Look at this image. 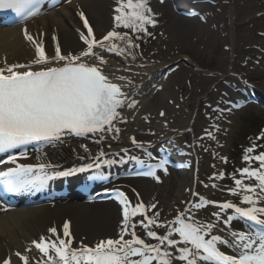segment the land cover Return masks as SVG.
I'll return each mask as SVG.
<instances>
[{
  "label": "snow or ice",
  "instance_id": "obj_1",
  "mask_svg": "<svg viewBox=\"0 0 264 264\" xmlns=\"http://www.w3.org/2000/svg\"><path fill=\"white\" fill-rule=\"evenodd\" d=\"M43 6L44 0H0V10H10L25 21L41 14ZM115 13L114 28L100 39L95 37L85 14L79 13L86 30L80 35L85 47L76 54L62 52L57 37L52 36L56 41L55 50L49 55L44 34L34 38L25 29V38L35 47V58L27 64H9L5 60L0 66V153L8 154L7 161L0 160V163L15 165L0 171V198L43 187L56 178L72 177L94 168L99 170L102 164L126 162L124 157L119 161H101L100 157L105 155L101 151L94 163L66 170L49 171L57 167L50 163H18L20 159H27L30 146H55L64 143L68 136L92 135L103 139L106 133L120 134L117 122H126L122 110L135 108L137 102L130 98L123 84L110 79L108 61L99 50L124 54L129 48L138 47L128 32L116 29L150 35L147 26L154 27L156 20L148 0H118ZM117 41L126 46L120 47ZM116 79L126 80L123 76ZM127 83L131 85L132 81ZM257 139H264V135ZM132 143L142 147L135 137ZM259 147L254 144L245 150L242 159L247 166L235 170L231 176L234 187L227 190L240 198L239 203L207 200L193 192V196H199L198 201L190 202L191 207L179 212L174 220L161 221L157 203H145L132 188L136 199L133 203L125 191L115 188L110 191L122 205V221L115 238L99 239L93 244L79 240L71 231V222L66 220L62 232L56 226L50 227L47 231L51 237L32 240L33 247L26 251L38 250L41 258L36 259V264H264V151L252 155ZM148 155L151 157V153ZM129 159L144 164L135 156ZM221 159L227 163L226 157ZM253 163L258 166L253 167ZM166 165L167 161L161 159L136 175L159 181L157 169L167 172ZM100 178H106L101 171L88 176L85 187H88L87 181ZM218 178L224 179L225 173L220 172ZM246 180L249 182L245 183ZM209 205L218 208L212 213L215 222L196 221L192 210ZM137 216L141 219L136 220ZM220 223L227 226V238L213 234ZM235 224L242 227L235 228ZM138 227L147 240L137 234ZM158 229H164V234H158ZM222 248L230 249L231 254ZM15 256L22 264H30L28 255L18 251ZM2 264H11V259L5 258Z\"/></svg>",
  "mask_w": 264,
  "mask_h": 264
},
{
  "label": "bare ground",
  "instance_id": "obj_2",
  "mask_svg": "<svg viewBox=\"0 0 264 264\" xmlns=\"http://www.w3.org/2000/svg\"><path fill=\"white\" fill-rule=\"evenodd\" d=\"M260 1L264 7V0ZM50 3L51 1L43 6L41 14L29 21L0 26V66L5 60L9 64H27L35 58V47L25 38V29L34 38L43 33L46 52L52 55L56 43L51 39L52 36L57 37L62 52L76 54L85 47L84 42L80 39L81 33L86 32L82 26L80 12L85 14L93 28L97 24H102L105 34L114 28L113 17L116 15L115 9L118 6V0H69L58 8H53V4ZM194 3L192 0H179L177 6L188 11H199L202 18L204 15L208 16V13H213L210 12L209 5ZM148 4L156 20L154 27L149 26L158 31L162 43L168 51L179 52L180 49H184L193 41L200 39L203 32L199 29L200 22L198 19L201 20V17L181 15L176 16V18L172 17L168 0H148ZM45 7L48 11L44 10ZM255 7L256 2L253 0H232L229 11L231 23H234L242 10L254 9ZM262 19L264 20V16ZM117 43L120 47L126 46L122 41H117ZM251 45L254 50L250 49L241 57L243 60L248 59L244 67L232 72L228 65H222L219 73L221 80L215 86L218 99L222 104L217 107V111L207 115L202 120V131L196 132L192 140L181 138L180 132L187 127L190 119L189 112L186 113L185 111L184 103H189L197 92L203 89L196 81L185 90L180 102L175 99L171 105H165L161 102L166 101L164 95H168L167 91L170 90V87L173 88L171 97H176L180 87L183 86L182 81H180L183 74L178 72V69L160 80L161 74H164L162 71L165 63L140 56L132 59V53L139 55L134 47L129 48L124 54L107 52L106 49L99 50L108 61L107 72L110 73V79L113 82L123 84L124 90L130 94V98L137 102L135 108L125 107L122 110L126 122H117L116 126L121 128L120 134L117 136L115 133H106L103 139L92 135L88 137L68 136L64 138V143L37 147L40 151H37V148H29L27 159H20L18 163L36 165L43 162L58 165V162L73 159L77 155L82 156L89 152L100 153L105 150H109L110 153L105 154L100 159L108 160L111 157L120 156L121 150H127L128 147L132 146V137H135L141 145L155 143L157 147L163 146V149H175L173 143L180 141L187 152L183 155V159L189 162L190 168L186 173L185 168L180 170L184 174L177 184L167 186L166 180H159L156 184H152L151 180L137 176L119 177L108 187V189L122 188L133 203L136 202V199L131 189L135 188L145 203H157V210L161 213V221L174 220L179 212L191 207L190 202L199 200V197L193 196V192L202 195L207 192L206 185L215 188L211 185H216L217 182L214 181L216 179L214 177L218 175L215 173L216 168L223 162L221 157L224 154L225 142L222 129H224L223 125L232 112L231 104L233 103L231 102L236 99L244 100V95L241 93L246 91L243 84L246 78L250 80V76L256 78L264 76V38H252ZM256 47H260L262 50L255 51ZM184 56L189 58V55ZM119 76L125 77L126 80H117L116 77ZM225 78H227L228 83L235 85V90L224 84ZM128 80L132 81L131 85L127 83ZM155 82L160 86L161 93L151 96L153 94L151 88ZM248 83L254 88H259L258 94H261L262 90L264 94V84L260 79L250 80ZM247 93L249 94L250 90L246 91ZM163 136H166L164 139H169V141L159 142L158 140ZM82 145L86 146L88 150L85 151V147ZM170 152L176 154L175 151ZM37 156H40L39 160ZM175 161L176 166L181 167L180 163L182 164V162ZM14 166L4 163L0 165V171ZM49 171H55V168ZM213 194H217L222 200L231 197L229 192L224 189H220L218 193H211V195ZM188 202L189 205H187ZM151 214L150 212L149 215ZM229 214H231V210H229ZM192 215L199 222H215L216 219L214 217L207 220L205 216L200 217L196 209L192 210ZM135 219L139 220L141 217L137 216ZM66 220L71 222V231L75 237L93 244L99 239L117 236L122 221V205L106 201H84L81 198H73L56 205L6 206L0 199V264L5 258H10L11 264H22L15 256L18 251L28 255L33 262L35 259H39L41 254L38 250L26 251L33 247L31 241L40 236L51 237V233L47 230L52 226H56L58 231L62 232V224ZM234 227L239 229L242 226L235 224ZM221 228L224 229L223 232L220 231ZM163 230L158 229V234H164ZM137 234L147 240L143 230L139 227ZM213 234L227 238V226L220 223L214 229ZM149 242L154 243V240ZM74 246L77 245L74 244ZM222 250L231 254L230 249L222 248Z\"/></svg>",
  "mask_w": 264,
  "mask_h": 264
},
{
  "label": "rangeland",
  "instance_id": "obj_3",
  "mask_svg": "<svg viewBox=\"0 0 264 264\" xmlns=\"http://www.w3.org/2000/svg\"><path fill=\"white\" fill-rule=\"evenodd\" d=\"M253 1L256 2V7L254 9L247 8L242 10L232 24L231 13L229 12L232 0H204V4L209 5V10L213 13H208V16H204L201 20L198 19L200 22L199 29L203 32L200 39L195 42L193 41L188 47L180 49L179 52L168 51L164 43H162L158 31L152 29L149 25L147 28L150 35L141 32L132 33L130 30L123 28L116 29L122 33L128 32L134 44L138 45V47L134 48L139 55L132 53V59L140 56L145 59L152 58L165 64L171 62L170 66L166 67L168 71L164 70L166 75L160 76V80L166 78L167 75L171 74L176 69L183 74L180 80L183 86L182 88L180 87L176 97H171L173 88L170 87V90L167 91L168 95H164L166 101L161 102V99H159L161 103L171 105L175 99H178L180 102L183 98L182 96H184L185 90L195 81L203 88L197 92L189 103H184L186 113L189 112V122L192 118L196 117V122L194 121L195 133L202 131V120L207 117V115L217 111V107L222 104L218 99V92L215 88L221 80L219 73L221 72L222 65H228L232 72L233 70L237 71L238 68L244 67L248 59L243 60L241 57L245 53H248L250 49L254 50V47L251 45L252 38H264V20L262 19L264 16V7L260 0ZM168 2H170V14L172 17L176 18L178 15L183 16L174 9L172 0H168ZM194 15L195 14H193V16ZM94 35L97 39L105 35L102 24L95 25ZM261 50L260 47H256L255 49V51L258 52ZM184 55H189V58H187L188 60L185 59ZM173 64L176 65V67L173 66ZM250 78V80L260 79L264 84V76L260 78L250 76ZM245 80L250 82L249 78ZM224 84L230 89L235 90V85L228 83L227 78H225ZM151 89L153 90L151 96H155L159 94V92L161 93L160 86L157 85V83L154 84ZM253 92L252 95H254V97H252V102H249L246 98H244V100L236 99V102H231L233 103L231 104L232 112L223 125L224 129H222L225 142L223 157L227 158V163L222 162L220 166L216 168L215 172L216 174L224 172L225 178L219 179L217 175L214 180L218 183H216V187L211 188L207 186V192L202 194L207 200L239 203L240 198L230 193L231 197L225 200H222L217 194L211 195V193H218L220 189L227 190L228 188L234 187L231 176L235 173V170L247 166L242 157L248 147L254 144L260 145L252 155L257 154L259 151H264V139H257L264 135V98L256 91ZM241 94L244 95V93ZM188 133L191 136L192 132L190 133L188 131ZM136 141L138 142L137 139ZM252 166L256 167L258 165L253 163ZM186 172L187 170H185V173ZM182 173L180 169H173L172 167H168L167 172L163 169H157V175L160 177L159 180L162 178L165 179L167 186L177 184L181 181V177L184 174ZM236 175L237 178H239V174L236 173ZM151 180L152 184H155L157 181L155 178ZM220 180L221 183H219ZM248 182L247 180L245 181V183ZM197 211L200 217L205 216L208 220L213 219L214 216L212 213L218 210L215 206L209 205ZM154 243H156V241ZM30 264H36V259L34 262L30 260Z\"/></svg>",
  "mask_w": 264,
  "mask_h": 264
}]
</instances>
